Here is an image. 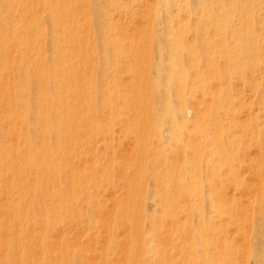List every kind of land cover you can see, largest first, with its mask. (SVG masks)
<instances>
[{
    "label": "bare ground",
    "instance_id": "6f19581e",
    "mask_svg": "<svg viewBox=\"0 0 264 264\" xmlns=\"http://www.w3.org/2000/svg\"><path fill=\"white\" fill-rule=\"evenodd\" d=\"M146 2L142 12L151 23L144 29L149 33H143L148 35L146 46L154 45L153 52L139 41L131 42L133 48L132 38L123 35L127 31L122 33L125 37L120 35L122 30L118 32L121 38L112 33L109 11L112 6L119 7L118 0H27L24 14L18 12L20 0H0L4 13L0 14V66L8 71L7 79L0 82V115L6 122L0 129L6 141V146L0 147V192L8 201L5 209H0L4 216L0 218V264H38L26 249L22 226L33 232L39 220V240L44 247L47 227L55 217L61 219L62 213L74 208L78 193H87L83 201H91L88 189L101 181L93 146L100 116L105 134L114 131L117 119L123 120L121 133L132 150L127 153L133 152V156L128 154L132 157L128 164L122 160L129 166L122 164L118 169L123 174L125 198H121L117 215L132 247L125 251L134 257L132 264H150L142 257L146 253L147 258L152 257L151 264H264V163L260 149L261 162L253 167L257 190L242 186L239 169H235L237 149L243 145L239 132L259 143L264 119L260 122L255 114L249 116L254 108L247 116L243 114L242 122L234 116L237 110L240 116L245 113L242 110L250 109V102L245 105L241 99L246 87L264 112L263 74L259 72L264 65V0ZM39 4L40 15L35 12ZM41 16L48 18V32L40 26ZM190 26L192 38L187 37L190 28L184 32ZM92 27L102 51L94 50L97 55H93L91 50L86 55ZM46 33L50 46L44 43ZM124 38L129 41H122ZM44 44L51 49L48 55ZM9 46L13 55L7 54ZM119 68L129 73L127 85L114 74ZM96 77L105 83L104 91L98 93L101 105L96 101ZM187 92L191 94L188 98ZM235 105L243 108L241 112ZM99 108L103 112L98 115ZM169 153L171 158L181 155L188 165L179 163L180 157H176L178 164L168 161ZM86 158L91 161L88 169L83 163L81 167L73 163ZM112 167L103 168L107 181ZM126 167L129 172L124 173ZM221 170L224 177H220ZM203 173L209 178L203 180ZM216 180L218 185H230L217 189ZM164 223L169 237L163 244V258L154 235ZM146 225L152 231L147 236ZM64 258L61 256L63 262L57 260L58 264H70Z\"/></svg>",
    "mask_w": 264,
    "mask_h": 264
},
{
    "label": "rangeland",
    "instance_id": "374dc122",
    "mask_svg": "<svg viewBox=\"0 0 264 264\" xmlns=\"http://www.w3.org/2000/svg\"><path fill=\"white\" fill-rule=\"evenodd\" d=\"M21 1V7H20V9H18V12H20V14H24V13H26V11H27V9H26V7H28L27 6V0H20ZM139 1V2H138ZM118 0V2H119V7L120 6H122V8H119V7H114V6H112V5H110L109 6V8H108V10H110L111 8V6L113 7V9H111L110 11H109V16L111 17V19H112V28H111V31H112V33H115V35L117 36V37H119V38H121V37H127L128 36V38H132V41H130V43L131 42H133L134 44L136 43V42H140L142 45H143V43H144V46L145 47H147L146 45V38H147V36H146V34H147V32L149 31V29H148V31L146 32L145 30H147V27H150V23H151V21L149 22V20H147V18L145 19V16L144 15H146V12H142V11H144V10H146V8H145V3H147L146 1H148V4H151L152 2H151V0H150V3H149V0H142V1H145V2H142L141 0ZM128 2V3H127ZM139 3V4H138ZM142 5H141V4ZM129 4V5H128ZM24 5V6H23ZM140 5V6H139ZM147 5V4H146ZM42 4L40 5L39 4V6H37V8H36V11L35 12H37V14H39L40 15V12H41V9H42ZM132 6V7H131ZM144 6V7H143ZM138 7V8H137ZM141 7V8H140ZM142 8H144V10H142ZM134 9V10H133ZM137 10V11H136ZM136 11V12H135ZM39 12V13H38ZM132 12V13H131ZM135 13V14H134ZM143 13V14H142ZM0 14H4L3 12H2V9H0ZM140 14H142V15H140ZM132 15V16H131ZM42 17V16H41ZM45 19H47V20H45ZM80 19V20H79ZM44 20V21H43ZM78 20H79V22L80 23H82L83 22V19H82V16L80 17V15H78ZM143 20V21H142ZM45 21H46V23H47V25H46V23H45ZM145 21V22H144ZM149 23H148V22ZM117 22V23H116ZM122 23V24H121ZM146 23V24H145ZM117 26H116V25ZM140 24H141V26H140ZM145 25V27H144V25ZM48 18H44V17H42L41 19H40V26L41 27H44L45 29H46V31L48 32V30H47V28L49 29V27H48ZM135 25V26H134ZM146 25H148V26H146ZM47 26V27H46ZM116 26V27H115ZM118 26H120V27H118ZM137 26V27H136ZM94 27V26H93ZM93 27H92V34L89 36V38L91 39V41H92V43L91 42H87L86 44V47H85V50H84V53L86 54V55H88V53L89 52H91V50H93L92 51V54L93 55H97V54H95L96 52L97 53H99V51H100V53H101V51H102V49H99L98 50V46L100 45V44H98L99 42L97 41L98 40V36H97V34L95 33V31H93V30H95V28L93 29ZM122 27V28H121ZM144 27V28H143ZM124 28V29H123ZM138 28H139V30L140 31H142V33H140V31H138ZM189 28H190V32H189ZM117 29V30H116ZM129 29V30H128ZM132 29V30H131ZM135 29V30H134ZM145 29V30H144ZM121 30H122V32H121ZM124 30V31H123ZM131 30V31H130ZM138 32H137V31ZM143 30H144V32L146 33H143ZM125 31H127V32H125ZM189 32V33H187V32ZM118 32L120 33V35H122V33L123 32H125L123 35H125V36H118L119 34H118ZM184 32H186L187 33V37L188 38H192V31H191V26L190 27H188V30H187V28L185 29V31ZM149 33V32H148ZM47 34L48 33H46V35H45V42L44 43H46V42H48L49 43V46H50V40H49V37L47 36ZM144 36H143V35ZM132 35V36H131ZM135 35H136V37H135ZM141 35V36H140ZM93 36V37H92ZM95 36V37H94ZM47 37V38H46ZM139 37V38H138ZM141 37V38H140ZM128 38H126V40H125V38L122 40V41H129V39ZM135 38V39H134ZM142 38H143V40H142ZM48 41H47V40ZM96 39V40H95ZM134 39V40H133ZM138 39V40H137ZM142 41V42H141ZM144 41V42H143ZM98 42V43H97ZM138 42V43H139ZM91 43V44H90ZM133 43H131L132 45H133V48H135L136 46L133 44ZM45 45V44H44ZM94 45V46H93ZM150 45V47H147L148 49H150L152 52H153V47H154V45L153 44H149L148 43V46ZM48 46V44H46L45 45V47H44V51H45V53H47L46 55H48L49 53H50V51H51V49H50V47ZM127 46H129V45H127ZM126 46V47H127ZM135 46V47H134ZM101 46H99V48H100ZM46 48V49H45ZM138 48V47H137ZM152 48V49H151ZM1 49H2V47L0 46V51H1ZM7 50L9 51V53H7L8 55H13L15 52H14V49H12L10 46H9V48H7ZM10 50L12 51V52H10ZM47 50H50L49 52L47 51ZM94 50L96 51V52H94ZM98 50V51H97ZM137 50V49H136ZM8 57H10V56H8ZM99 58V57H98ZM100 59V58H99ZM98 59V61H99V63H100V60ZM156 59V58H155ZM7 65H9V64H7ZM264 65L262 66V68H261V70H263V71H259V72H262L261 74H263V76L262 75H260V77H262L261 79L262 80H260L261 82H262V86H261V88L262 87H264ZM13 67H11V68H9L10 70L12 69ZM120 69V71H117V73H114L116 76H117V79L120 81L121 80V83L123 84L124 82H125V84H126V82L129 80V73H127V72H123V71H121V69L122 68H119ZM13 70V69H12ZM5 71V72H4ZM199 71L200 72H203V67H202V70H201V67L199 68ZM7 72V73H6ZM204 73V72H203ZM4 74V75H3ZM152 74V75H151ZM7 75H8V71H7V69L6 68H2L1 66H0V82H3V81H5L6 79H7ZM94 75H95V73H94ZM150 75L152 76V77H154V75H153V71L151 70L150 71ZM4 76V77H3ZM115 76V77H116ZM98 77V76H97ZM97 77L95 78V82L96 83H98V89L96 88V93H97V95H98V93L100 94V92L102 91H104V86H105V83H104V81H98L99 79H97ZM124 77V78H123ZM126 77V78H125ZM128 79V80H127ZM124 80H126V81H124ZM234 81V83L236 82L235 80H233ZM232 81V82H233ZM101 83L103 84L102 86H101ZM124 84V85H125ZM96 85V84H95ZM127 85V84H126ZM99 86H101L100 88H99ZM97 87V86H96ZM234 87L235 88H238V85H237V82L234 84ZM264 89V88H263ZM89 90H93L92 88H89ZM125 90V89H124ZM247 90H249L247 87L246 88H244V90L242 89V94H241V96H242V101L243 100H245V101H243L244 103H245V105H248V103H249V106H247V107H249L250 109L249 110H242V109H239L238 107H237V105H235L236 107H237V109H239L240 110V112H241V110L242 111H245V113L244 112H241L242 113V115H238L239 113H238V110H237V112H236V114L234 115L235 116V120L237 119L238 121H240V122H242V120H244V118H243V116L247 113H249V111L252 109V108H254V109H252V112L250 111V114L251 113H253V114H255V116L256 117H258L257 119L260 121V122H263V119H264V116H263V111H261L262 110V108L259 106V105H257V101H255L256 99L254 98V97H250V96H253V95H251V91L249 92V91H247ZM97 91H99V92H97ZM245 91H246V93H245ZM0 92H1V90H0ZM244 92V93H243ZM248 93H250V94H248ZM245 94V95H244ZM190 93H186V97L188 98V97H190ZM99 96L100 95H98L96 98V101H98V99H99V101L97 102V104L98 105H101L102 103V101L103 100H101V98H99ZM244 96V97H243ZM250 98H248V97ZM247 97V98H246ZM252 99V100H251ZM255 99V100H254ZM248 101V102H247ZM254 102H256V103H254ZM255 107H254V106ZM260 108H259V107ZM98 107H100V106H98ZM246 107V108H247ZM101 110V111H100ZM100 112H103L102 111V109L101 108H99L98 109V115L99 114H101ZM260 112H263V113H260ZM240 113V114H241ZM244 114V115H243ZM247 114H246V116H247ZM253 114H251V115H249L250 117L252 116H254ZM261 115V116H260ZM246 116H245V118H246ZM102 116H100L99 117V121H98V124H100L99 126H100V131H99V135H97V137H96V142L93 144V146H95V148H96V154H97V159H96V171H97V173L96 174H98V177H101V181L98 183V186H96L95 188H93V187H89V193H91V195L93 196V194H95L93 197L91 196V201H89V202H84L83 200H84V198H83V196H85V194H87V193H78V195H79V197L80 198H78V200L76 201V203L74 204V208H68L64 213H62V215H61V219H57L56 217L54 218V222L52 223L53 225H51V226H48L47 227V231H46V237H45V248L44 247H42L41 245H40V240H39V238H40V233H39V229H40V222H39V220H37V221H35V225H34V230H33V232H31V230H30V227L29 226H27V225H23L22 226V228H21V230H20V232H21V234H23L26 238H27V241H28V244H27V246H26V249H27V247L29 248V249H27V250H30L29 252V254L31 255V257L33 258V259H35L34 261L36 262V263H38V264H40V263H42V261H43V259H44V261H43V263L42 264H56V262H57V264H58V262L60 261V262H63V260L62 259H60V257L62 256V258L63 257H65L64 259H66V260H68L69 262H70V264H120V263H122V264H132V259L134 258V257H132V255H127L126 253H125V251H128L129 250V248L132 250V247H130V244H129V242H128V239L126 240L125 239V236L127 235V233H125L126 232V228L125 227H123V224L121 223V221H120V219L117 217V215H118V213H119V210H120V208H121V200H123L125 197V190H124V185H123V174H122V176H121V172H120V170H118V169H121V166H122V164L125 166V165H127L128 163V161H130L131 160V156H129L130 154H132V153H127V151L129 150L130 152L132 151V150H130L131 149V145L129 146V143H130V141L126 138V136L123 134V133H121V132H124V129H123V127H124V122H123V120L121 119H117V121H115L114 123H113V129H114V131L111 133V134H105L102 130H104V128H105V121L103 120V122L101 121V118ZM103 118V117H102ZM243 118V119H242ZM260 118V119H259ZM262 119V120H261ZM0 129H4L5 128V119L0 115ZM119 120V121H118ZM2 122H3V124H2ZM5 122V123H4ZM190 123V122H189ZM103 124V125H102ZM261 125V124H260ZM103 126V127H102ZM261 126H263V124L261 125ZM260 126V127H261ZM263 128H264V126H263ZM262 128V130H260V135H262L261 137H260V141H259V143H253L252 141H250L249 139H248V134H244V137L242 136L243 135V133L241 134V132H239L240 133V135H241V139L243 140V143H242V140H241V143L240 144H243V145H241V146H239L238 147V149H237V158H236V160H235V165H236V168L235 169H237V167H238V169L239 170H237V174L238 175H240L239 176V182H241L242 183V186L244 185H246L245 187L246 188H249V189H251L252 190V188L254 189H256L257 188V185H258V178H256L257 177V175H256V177H255V169L253 168L254 167V165H256V164H258L259 162H261V160H260V158H262L263 159V163H264V129ZM122 129V130H121ZM115 132V133H114ZM237 132V133H238ZM236 133V134H237ZM239 133H238V135H239ZM123 134V135H122ZM110 135V136H109ZM121 135V136H120ZM124 136H125V138H124ZM110 137H112V138H110ZM243 138H246V139H243ZM110 142H108V141ZM123 140V141H122ZM129 141V142H128ZM108 142V143H107ZM119 142V143H118ZM5 144V145H4ZM105 144V145H104ZM107 144H110V148H109V145H107ZM126 144V145H125ZM239 144V145H240ZM258 144H260L261 146L259 147L258 146ZM85 144L84 143H82V146H84ZM112 145V146H111ZM114 145V146H113ZM128 145V146H127ZM2 146H6V141L3 139V137H1L0 136V147H2ZM123 146H125L126 148H124ZM246 148H245V147ZM256 146V147H255ZM258 146V147H257ZM103 148V149H102ZM163 148H164V146H163ZM244 148V149H243ZM257 148H259L260 149V151H261V153L263 154V155H261V153H260V158H259V154H258V149ZM106 150V151H105ZM112 151V152H111ZM128 151V152H129ZM239 151V152H238ZM259 151V152H260ZM115 152H117V153H115ZM121 152H122V154H121ZM123 152H124V155H123ZM116 155H115V154ZM123 155V157H121V155ZM129 154V155H128ZM162 154L164 155V150H163V152H162ZM239 154V155H238ZM106 155H107V157L110 159H106L107 157H106ZM111 156V157H110ZM126 156V157H125ZM127 156H128V158H127ZM132 156H133V154H132ZM173 158H171V156H170V153L168 154V161H170V162H173V163H175V164H178V162L180 163V162H182L183 163V165H188V163L187 162H184V159L181 157V155H179L178 157H180L181 158V160H180V158H178L177 156V158L179 159H177L176 157H174V156H172ZM115 158V159H114ZM87 159V160H86ZM85 159V161H82V162H80V163H77V162H75V160H73V163L74 164H77V166H79V167H81V164L83 163V166H85V168L86 169H88V167H89V163L91 162L88 158H86ZM119 159V160H118ZM171 159V160H170ZM122 160H124V162H126L127 164H125ZM176 160V161H175ZM177 160H178V162H177ZM205 160H207V159H205ZM205 160H203V163H205L204 161ZM108 161H110V162H108ZM121 162V163H120ZM123 162V163H122ZM237 162V163H236ZM111 163V164H110ZM202 163V164H203ZM107 164V165H106ZM108 166V165H113V169H112V171H111V173H110V175H111V179L110 180H106V178H105V175L103 174V172L102 171H104L103 170V168L105 167V166ZM204 165V164H203ZM238 165V166H237ZM127 166H129V165H127ZM115 170V171H114ZM126 170H127V172H129L128 170H129V168L127 169V167H126V169L124 170V173L126 172ZM59 171L62 173V175L64 174V176H65V169L60 165L59 166ZM95 171V172H96ZM122 171V170H121ZM236 171V170H235ZM113 172V173H112ZM221 172H223V173H221ZM221 172H220V174H221V176L220 177H224V172L225 171H222L221 170ZM189 173V171H187V174ZM206 174H209V171H206L205 172ZM205 173H203L202 174V178H203V180L205 179V178H209V175H207L206 176V174ZM119 174V175H118ZM213 176H214V173H211ZM125 175V174H124ZM255 177V178H254ZM3 178V177H2ZM62 178H63V176H62ZM103 179V180H102ZM254 179V180H253ZM5 181H8L9 180V178H5L4 179ZM255 180H257V181H255ZM246 181V182H245ZM256 182V184H255V182ZM9 182V181H8ZM216 182V185L214 184V186L217 188V189H219V188H225L226 186H228V185H230L228 182H222V183H219V185L220 186H222V187H220L219 185H218V183H217V180L216 181H214V183ZM225 185H224V184ZM245 183V184H244ZM0 184H1V178H0ZM62 184H63V188L65 189L66 187V192H68L67 190H68V184L65 182V181H63L62 182ZM223 184V185H222ZM228 184V185H227ZM100 185V186H99ZM108 186V187H107ZM219 188H218V187ZM3 186H1L0 185V189L2 188ZM94 190H93V189ZM231 188V187H230ZM95 189H97V190H95ZM254 189V190H255ZM101 190V191H100ZM254 190H252V191H254ZM257 190V189H256ZM1 191V190H0ZM101 192V193H100ZM2 192H0V209H2V210H4L5 209V205L7 204V203H5V200H4V198L5 197H3L4 195L3 194H1ZM207 194V193H206ZM64 196H65V193L63 194ZM102 196V197H101ZM123 196V197H122ZM206 196V195H205ZM121 198H123V199H121ZM115 199V200H114ZM7 201V200H6ZM114 201V202H113ZM180 201V200H179ZM178 201V202H179ZM182 201V200H181ZM181 201L179 202V204H181V205H178V203H177V205L178 206H182V203H181ZM8 202V201H7ZM65 202V201H64ZM95 202V203H94ZM86 203H88V204H86ZM114 203V204H113ZM104 204V205H103ZM112 204L114 205V207L112 206ZM7 206V205H6ZM109 207V208H108ZM179 207V208H180ZM89 208V209H88ZM184 207L182 206L181 207V210L183 209ZM87 209H88V211H87ZM9 210V209H8ZM7 210V211H8ZM108 210H109V212H108ZM206 210H207V208H206ZM75 211H76V215H75ZM94 211V212H93ZM113 211V213H111ZM150 211V212H149ZM183 211V210H182ZM97 212V213H96ZM1 214V213H0ZM77 214H78V216H77ZM97 214H98V216H97ZM148 214H152L151 213V210H148ZM105 215H106V217H105ZM157 214H155L154 215V217L156 216ZM54 216V214L52 213V215H51V217H53ZM76 216H77V218H76ZM111 216H112V218H111ZM4 216H3V214H1L0 215V218H3ZM111 218V219H110ZM184 218V216H183V214H181V216H180V219H183ZM157 219L159 220V218L157 217ZM163 220H164V217L162 218ZM144 220V222L145 223H147V218H144L143 219ZM103 221V222H102ZM106 221V222H105ZM109 221V222H108ZM111 221V222H110ZM164 222V221H163ZM165 222H168V224H169V220H166ZM105 223H107V224H105ZM60 225V226H58V225ZM167 223H164V228H162L159 232H156L155 233V235H154V238L157 240V244H156V247L159 249V251H160V253H162V256H163V258H164V248H165V245H163V244H166V243H164V241L166 240V238L167 237H169V235L167 236V234H166V232H164V231H166L165 230V228L168 226H165ZM176 224L177 223H174V226H176ZM173 225V224H172ZM57 227V228H56ZM59 227V228H58ZM106 227V228H105ZM51 228V229H50ZM58 229V231H55L56 229ZM121 229V230H120ZM210 230V229H209ZM57 232V233H56ZM59 232V233H58ZM103 232V233H102ZM105 232V233H104ZM123 234H122V233ZM150 232V233H149ZM151 232L152 231H150L148 228H147V225L145 226V231H144V234H145V236H147V235H149V234H151ZM26 233V234H25ZM56 235H55V234ZM107 233V234H106ZM50 234V235H49ZM163 234V235H162ZM1 235V234H0ZM31 235V236H30ZM52 235V236H51ZM55 235V236H54ZM62 235V236H61ZM105 235V236H104ZM122 235V236H121ZM2 236V235H1ZM1 236H0V240H1ZM30 236V237H29ZM108 236V237H107ZM164 237H165V239H164ZM126 238H127V236H126ZM57 241H56V240ZM58 239H59V241H58ZM70 239V240H69ZM75 239V240H74ZM80 240V241H79ZM102 240V241H101ZM105 240V241H104ZM161 240V241H160ZM163 240V241H162ZM236 240V239H235ZM56 241V242H55ZM61 241V242H60ZM70 241H71V243L73 244H71L70 243ZM159 241V242H158ZM237 241H239L238 240V238H237V240H236V242ZM38 243V245H40V246H38L37 245V243ZM67 242H69V243H67ZM88 242V243H87ZM105 242V243H104ZM127 242H128V244H127ZM161 242V243H160ZM102 243V244H101ZM52 244V245H51ZM104 244V245H103ZM29 245V246H28ZM54 245V246H53ZM72 245V246H71ZM84 245V246H83ZM102 245V246H101ZM124 245V246H123ZM38 246V247H37ZM48 246H50V247H48ZM58 246V247H57ZM86 246V247H85ZM88 246V247H87ZM128 246V247H127ZM55 247H57V250L59 251V252H57V250L55 249ZM44 248V249H43ZM52 248V249H51ZM34 249H35V251H34ZM89 249V250H88ZM125 249V250H124ZM32 250H33V252H32ZM40 250V251H39ZM53 250V251H52ZM62 250V251H61ZM88 250V251H87ZM93 250V251H92ZM103 252V253H101V251ZM123 250H124V253H123ZM36 251H37V253H36ZM33 253V255H32V253ZM96 252V253H95ZM35 253V254H34ZM59 253V254H58ZM94 253V254H93ZM39 254V255H38ZM50 254V256H48ZM65 254V255H64ZM82 254V255H81ZM102 254V255H101ZM118 254V255H117ZM122 254V255H121ZM38 255V256H37ZM89 257H88V256ZM126 255V256H125ZM148 254L146 253V254H142V257H144L145 259H146V261H148V263H150L151 264V259H152V257L151 256H149L148 258L146 257ZM84 256L86 257V258H84ZM103 258H102V257ZM113 256V257H112ZM115 256V257H114ZM125 256V259L123 258ZM35 257V258H34ZM39 257V258H38ZM59 257V258H58ZM83 257V258H82ZM98 257V258H97ZM115 258V259H114ZM136 258V257H135ZM38 259V260H37ZM85 259H86V261H87V263H86V261H85ZM125 261H124V260ZM37 260V261H36ZM57 260H59V261H57ZM92 260V262L91 263H89L90 261ZM40 262V263H39ZM154 264H156V263H154Z\"/></svg>",
    "mask_w": 264,
    "mask_h": 264
}]
</instances>
